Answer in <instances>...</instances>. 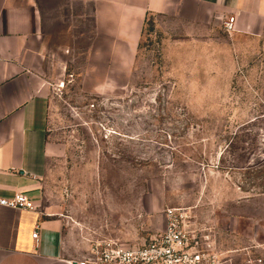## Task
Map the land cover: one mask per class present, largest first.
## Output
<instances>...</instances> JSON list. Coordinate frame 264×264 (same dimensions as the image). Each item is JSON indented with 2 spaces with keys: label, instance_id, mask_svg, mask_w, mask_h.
Here are the masks:
<instances>
[{
  "label": "rangeland",
  "instance_id": "1",
  "mask_svg": "<svg viewBox=\"0 0 264 264\" xmlns=\"http://www.w3.org/2000/svg\"><path fill=\"white\" fill-rule=\"evenodd\" d=\"M221 26L148 18L127 89L114 93L83 92L82 62H70L51 96L45 208L90 236L96 221L91 243L130 232L118 241L141 244L166 207L198 203L231 251L223 264L264 258L251 239L264 245V37Z\"/></svg>",
  "mask_w": 264,
  "mask_h": 264
},
{
  "label": "crops",
  "instance_id": "2",
  "mask_svg": "<svg viewBox=\"0 0 264 264\" xmlns=\"http://www.w3.org/2000/svg\"><path fill=\"white\" fill-rule=\"evenodd\" d=\"M228 16L234 36L264 37V0H0V197L20 193L37 206L0 205V264H76L89 252L87 238L102 236L96 221L90 236L79 219L43 206L41 178L56 150L51 96L72 75L70 62H82L83 92H118L133 75L148 18L221 26Z\"/></svg>",
  "mask_w": 264,
  "mask_h": 264
},
{
  "label": "built area",
  "instance_id": "3",
  "mask_svg": "<svg viewBox=\"0 0 264 264\" xmlns=\"http://www.w3.org/2000/svg\"><path fill=\"white\" fill-rule=\"evenodd\" d=\"M234 19L228 16L222 20L226 32L234 31ZM63 85V81L58 83L57 90ZM0 205L23 210L37 208L20 193L11 198L0 197ZM200 214L198 203L166 207L163 230L147 242L126 244L113 238L100 239L91 243L89 252L76 264H223L231 253L223 247V232L215 217L201 218ZM32 237L37 238V230ZM242 264H264V258L244 253Z\"/></svg>",
  "mask_w": 264,
  "mask_h": 264
}]
</instances>
